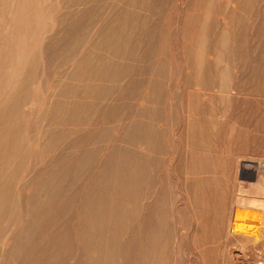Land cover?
Returning <instances> with one entry per match:
<instances>
[{"label": "bare ground", "instance_id": "1", "mask_svg": "<svg viewBox=\"0 0 264 264\" xmlns=\"http://www.w3.org/2000/svg\"><path fill=\"white\" fill-rule=\"evenodd\" d=\"M153 1L154 0H114L113 5H111L110 9V33L101 34L97 38V41H95L91 37L96 44H98L97 42L99 41V39L103 43H110V72L119 76L122 81L121 90L124 93L128 90V86H125V83H127L125 81L133 80L132 78H134L132 76H129V71L132 70V75L135 76L137 73L134 71H138V69L141 67L139 74L141 73L143 65L142 59L147 58L146 54L150 53L148 51L153 48L152 44L156 42H158L157 46L161 45L160 48H163L162 53H164V56L161 55V60L162 62H164V64L162 70L159 71L160 73L155 76V79H151L150 77L148 82L146 81L147 85L143 87L144 89L142 90L143 95L140 93L142 96L140 101L141 107L138 109L140 111V118H137L139 121H135L138 124H132L129 125V128L127 127L128 129L125 132L126 136L124 135L127 139H122L120 137V140L125 141V147L122 153L118 152L117 157H114L116 158L115 163L113 160V164H115L114 168L112 171L110 169L111 172L109 171L110 192H108L110 193V204L107 207L108 215H97V213H94V210L92 213L90 211L92 207H90L89 205L90 203L93 205L96 202L97 196H94L99 193V190H103V187L102 189H100L101 186L99 185L100 183L104 182L102 181L104 176L99 177V180L98 178L97 180H95V177V179L93 178L96 183L94 180V183L93 181L92 183H90L91 185L87 189V195H83V190H80L82 191V193L80 192L81 194H79L83 196L81 197V202L79 203L80 206L79 204L77 205L80 207H78V231L80 242L78 243L81 245V248L79 249H81L83 253H85V255L89 252V250L94 253V248H99L100 254L105 250L103 264H106L105 260L108 257H111L110 255H113L114 253L118 254V256H121V259L117 261V264H224V261L221 260L218 248L221 240L226 239V247H228L227 259L229 260V262H232L233 254L230 250V246L232 245L236 246V248H239V251L241 252L244 259L248 258V252L251 251L254 253L253 260L248 261L246 264H252L253 262L257 263L259 260L264 261V257H262L263 259H261V254L258 251V249L264 251V159L257 161V163L256 160L255 162L247 160L254 159L253 151L251 149H253L252 147H254L255 144L254 139L256 131V119L258 116V112L260 111V107L264 106L263 104H259L258 99L260 96H263L264 98V15H262V13L264 14V0H174V2H172L173 16L171 23V35H168L167 37H162L163 34H159L156 30L157 28L151 29V24L153 26V24L156 23L155 18L151 13V8L149 7V4H151ZM155 1L154 3H156ZM40 3L41 0H1L0 4V12H5V14L7 15V19H4L5 22L2 24L4 28V34L3 36L0 35V164L8 162V167L6 169L4 167L7 163L3 164L4 166H2L3 172L4 170H8L6 171V178L4 177L5 180L3 178L2 182L0 180V220L5 213L11 212L10 208L12 209L13 207V203L10 202V197H8L10 196L11 191L9 192V190H7L9 189V186L7 185L11 184L12 179L13 182L15 181V176L18 170H21L23 172V170L27 169L29 163H31V161L29 160L30 153H32L34 151V147L36 148L37 146H32L30 144V146L26 148L29 152L27 151L26 156L23 155L26 150H24V148H22L21 146H18V142H16L18 134H21L22 132V128L19 124V120L21 118L18 117V113L17 116L12 113V109L16 104L17 106L21 105L17 102L20 101L19 97L27 87L22 84L26 80H22L26 78H24V76H29L26 74H28V70L31 67H29V65L32 52L33 55L35 54V63H37V65L39 63H44L45 60L47 62L49 59V57L48 59H46L47 52L46 50H42V48L41 51H39L40 53H36L35 45L32 43L33 35L41 31L42 29V32H44V28L46 27V25L43 23V20L41 19L43 18V9L41 7L43 2L41 4ZM155 13L157 14V12ZM5 14L3 16H5ZM62 23L64 22L62 21ZM64 26H67L66 22ZM156 26H158V24ZM82 27L84 28V26ZM148 29H151V31ZM162 31H164L165 34V29ZM81 36L83 35L81 34ZM87 41L88 40H86V42ZM89 43L88 45H91V43ZM66 44L67 43H65V45ZM168 44H170V53L169 49H167ZM6 46H8L6 49V53H8L1 56V53ZM100 48L104 49L103 46L101 47V45ZM158 48L156 49L158 50ZM54 50L56 51V49ZM108 50L106 51L105 49L106 53L108 52ZM153 51L155 52V49L151 52ZM96 52H94L95 54L93 53L95 56ZM9 54L13 55L10 59H8L7 57ZM98 57L99 56H97L96 58ZM96 62L99 63L100 61L96 60ZM89 63L91 64V62ZM101 63L104 64L103 62ZM94 65L95 64L93 63V65L91 66V71ZM83 66L84 64L83 62H81L80 67ZM89 67H86V69L89 70ZM107 67L109 66H106V68ZM88 70L86 71L87 73ZM144 70V73H147V69L145 68ZM35 72L36 71H34V73ZM73 72L76 73V71ZM30 73H32V71H30L29 74ZM93 73L94 72H92V75ZM148 74L147 76H149ZM32 75L30 74L29 77L34 80ZM99 75H101V72L99 73ZM120 79H118V81ZM78 81L80 82V79ZM25 84L27 85V83ZM84 84L85 83H83V85ZM70 85L75 86L72 83H70ZM112 87L115 86H111V88ZM117 88L114 89L117 90ZM68 89H66V91H68ZM117 91H119V89ZM86 92H81V94L85 95ZM95 93L97 92H94V94ZM79 94L77 95L80 97L81 94ZM95 96H97V94ZM125 97L128 99L129 96ZM62 100H59V103ZM112 100L114 102L116 99ZM112 100L110 96V104H112ZM53 101L54 100H52L51 102ZM68 101L70 102V100ZM98 102H96V104H98ZM63 103L65 104L66 102ZM91 103L93 105L94 102ZM54 104L55 103H53V106H51V104L49 106L53 109ZM64 104L60 105L65 107ZM100 105L101 104H99V107ZM85 108L86 107L82 109ZM169 111L173 114L174 117V120H172L170 124H168L170 113ZM90 112L93 111H91L90 109ZM90 112H88L89 115L91 114ZM102 112H104V110ZM79 113L81 112L79 111ZM51 115L53 116V114ZM103 115L104 114L102 113V116L99 115V117L103 118ZM123 116L124 115H122V117ZM56 117L53 120H55ZM82 118L84 117L82 116ZM120 119L121 117L119 118V120ZM80 121L82 120L80 119ZM97 122L98 120L96 121V123ZM120 123L121 122H119V124ZM164 126H169L168 136L166 137L164 136V130L166 129L164 128ZM93 128H95L96 131L98 130L96 129L98 127L94 126ZM118 129L119 128L115 130L118 131ZM88 130L89 129H87V131ZM49 132L50 131H48V133ZM87 133L89 134V132ZM121 134L123 135V133ZM79 136H81V134ZM88 136L89 135H86L87 138ZM118 136H116V138ZM51 138L52 137H49L48 141ZM44 139H46V137ZM83 141L84 142L82 143L84 144L85 141H88V139H83ZM166 143H168V145H171L172 147L171 156L168 160H165L162 157L163 155H165V153L167 154V151L165 149ZM86 144L87 143H85V145ZM242 144L243 147H245V151L237 152V148ZM114 145L116 144H113V146ZM45 147L46 146H44V148ZM53 147L54 146H52V148ZM20 148H22V150H20ZM90 149L92 152L93 148L89 147L87 150ZM112 149L114 148L112 147ZM82 150L81 152L85 151ZM114 150H116V146ZM77 151L79 152L80 150ZM115 153H117V151ZM95 154L96 152L94 153V155ZM94 155L91 156V159L92 157L94 158ZM112 156L113 155H111V157ZM100 157H98V159ZM49 158H51V156ZM84 159L86 160L87 158L85 157ZM104 159L105 158L101 159L102 161H99L102 163L104 162ZM243 159H246L245 162L241 161ZM75 160L77 161L78 159L75 158ZM83 160L82 164H80L82 167L79 166V168L85 170L86 167L90 165H88V161L90 160H86L87 162ZM48 162L49 161H47V163ZM79 162L81 163V161ZM34 165H31V167H34ZM54 166L55 165L53 164V169ZM79 168L78 170H80ZM108 169L109 168H107V170ZM50 170H52L51 167L48 171L51 173L52 171ZM95 170L97 171V169ZM44 171L46 172V170ZM91 171L92 170L88 172ZM233 171H235V173L238 174L240 178L244 179L247 182L245 191L240 185H237L236 187L233 186L232 189L229 188L226 177ZM36 172L37 171H35V173ZM60 172L58 174H60ZM102 172L105 174L104 171ZM93 173L95 175V172ZM9 174H11L10 177H12V179H8L6 181ZM98 174H100V172ZM54 175L57 176L56 173ZM37 176H40V186H38V188H43L44 186H41V181L45 180L47 176L45 175V178L42 180L41 176L43 177V175L39 174ZM55 176L52 177L56 178ZM61 176L58 177H60L62 180L64 178V175L62 177ZM81 176L83 177L84 175ZM56 179L57 180L54 179V181H52L54 183H56L55 181H57L56 184L58 185V182L61 181H58V178ZM90 179L92 180V176ZM38 180H36L35 182L36 186L39 183L37 182ZM88 180L89 179H87V181ZM87 183L88 182H86V184ZM62 184L63 182H61V186ZM57 185L55 187L56 189L58 187ZM22 186H24V184L20 186L21 189H23ZM51 186L54 187V185L50 184V187ZM38 188H35V192L37 190L36 194H38V192L40 193V191L42 190L41 189L38 191ZM236 188L237 191H244L245 194H238L237 191L235 192ZM33 189L31 190L34 191ZM49 190H53V196H55L56 194L59 195V193H61L60 191H54V188L52 190ZM84 190L86 189L84 188ZM28 191L29 194L33 195L30 190ZM44 192H48V190ZM54 192H56V194ZM22 194H24V192ZM18 195H16V197ZM21 195H19V198L21 197ZM47 195H45L44 197L41 196L42 201H45L44 198L47 197ZM49 195L52 196L51 192ZM24 196L26 197V195ZM59 196L62 197V194ZM36 197L38 198L37 195ZM21 199L22 198H20V200ZM55 199L57 200L58 198ZM51 200L52 199H50V202H53ZM35 202L34 204L36 205L38 200ZM57 203V205H60L59 201H57ZM23 204L21 208L23 207ZM54 205L56 204H53V206ZM36 207L37 210L41 211V208L38 209V207L40 206ZM41 207H43V205ZM23 208H25V204ZM34 208L35 207H33V209ZM16 209L13 214H15ZM34 210H32V213ZM42 210L44 212L43 208ZM39 211L38 214H41L42 212L39 213ZM20 212L21 214H24L21 215V218L22 216L24 218L21 219L20 223L18 224V228L20 229V227H22L24 229L28 228V226H30L31 224H34L30 226L32 231L33 226H36L35 224H37L38 222H36L35 220L36 223H34V220L32 219V223L30 221L31 217H29V214L25 216V211ZM77 213L78 212L76 211L75 215H77ZM13 214L11 213V216ZM28 217L30 218V220H28ZM32 218L35 217L32 216ZM39 218H41V216H38V218L36 217L35 219H38L39 221ZM18 219L15 221L16 223ZM41 219H44V217ZM45 219L47 218L45 217ZM5 220H7V218ZM29 221L31 222L30 225ZM14 224L12 223V225ZM43 224L42 226H45ZM9 225H7V227ZM38 225H40V223ZM15 226L16 225H14V227ZM96 226L100 228L101 226H105L104 230L106 232L97 235L95 233ZM11 228L13 229V227ZM23 229L21 230L23 231ZM28 229L27 232L29 231ZM7 231L8 230H6V232ZM75 231L76 230H74V233H76ZM33 232L31 234H33ZM35 232L37 233V231ZM16 234L17 232L15 233V235ZM71 234L72 233L70 232L69 235L65 234L66 236H68V240L69 238H71ZM55 235L57 234L55 233ZM62 236H59L60 239L56 237L58 239V245H60L61 248L62 245L60 243L62 241H60L59 243V240H62ZM4 237L6 239L7 234ZM34 238L36 239V236ZM37 238L40 239L39 237ZM49 238L51 239V237ZM27 240L28 239H26L25 243L23 241L20 242L21 244L23 242V245H27L26 242L29 241ZM53 240L51 239V242ZM10 241L9 243H12ZM46 242L47 241L45 240L44 244H46ZM38 244L40 245V243ZM52 244L50 243L51 246ZM79 244L76 243L75 245L78 246ZM109 244L110 249L108 252ZM49 247L50 246H48V248ZM79 249L75 250V253L76 251H79ZM44 250L50 251V249ZM46 251L43 252L46 253ZM25 252H22V254H25ZM53 254L54 253H52V256ZM64 254H66V252ZM27 256H29V254ZM49 256L50 255L48 254V257ZM83 256L84 255L81 254V257ZM2 257L3 256H1V258ZM27 258L28 257H26V259ZM76 258H78L79 262L80 253L79 255H76ZM64 260L59 261H63L65 263ZM50 261L51 260H49V262ZM108 261L110 262V260ZM53 262H51V264ZM94 264H96V261L94 262ZM231 264L235 263L232 262Z\"/></svg>", "mask_w": 264, "mask_h": 264}, {"label": "rangeland", "instance_id": "2", "mask_svg": "<svg viewBox=\"0 0 264 264\" xmlns=\"http://www.w3.org/2000/svg\"><path fill=\"white\" fill-rule=\"evenodd\" d=\"M113 1L114 0H71V1L70 0H67V1L66 0H41V3L43 2L41 7L43 9V18H44V19L43 18H41V19L43 20V23L46 25V27L44 28V32H42L43 31V29H42L41 31H39L35 35H33L32 43L35 45L36 53H40L39 51H41V48H42V50H44V51L46 50V52H47L46 59H48V57H49V59L47 62L45 60L46 63L45 62L42 64L39 63L37 65V63H35V56H34L35 54L33 55V52H32V54H31V60L32 61L30 60L29 67L31 66L33 69L30 67L28 71L29 72L32 71V73H30V74L31 75L33 74L32 76H33L34 80H32V78L29 77L30 76L29 72H28V74H26L29 76H24V78L25 77L26 78L23 79L22 81H25V80L26 81L23 82L22 84L27 86V87L24 90V92L21 93L23 98L20 95V97H19L20 101L17 100V101H19L17 103H20L21 105L17 106V104H16L15 107L12 109V113H14L16 116L18 113V117L21 118L19 120V124L22 128V132H21V134H18V137L16 138L17 139L16 142H18L17 143L18 146H21L22 148H24V150H26L23 155L24 156L27 155L28 149H26V148H28L30 146V144L32 146H36V145L37 146H36V148L34 147V151L32 153H30V156H29V160L31 161V163H33V162L34 163L33 164L29 163L27 169L23 170V172L21 170H18L19 173L17 172V174H16L17 177L15 176V181H16V182L14 181L15 184L13 182L12 177H10L11 174H9L7 176V179H6V181L8 179L9 180L12 179L11 184L7 185V186H9L8 187L9 189H7V190H9V192L11 191L10 192L11 194L8 197H10V199H11L10 202L13 203V207H12L13 210L10 208L11 212H8L9 214L5 213L4 216L0 220L1 221L0 224H2V225H0L1 226L0 232L3 229L2 232L0 233V235H1V237H0V260H1L0 264H51V262H53V261L57 262V260H58L57 263L53 262L52 264H66V263L67 264H78V263L79 264H81V263L82 264H86V263L87 264H94L95 261H96V264L97 263L103 264L105 250L100 254V249L94 248L93 252L95 253V255H94V253H92L91 250H89V252L85 255V253H83V251L81 249H79V248H81V245L79 244L80 242H79V231H78V229H79L78 228L79 227V218H78L79 217V209H78V207L80 206L79 203L81 202V197L85 194L86 195L88 194L87 189L90 187V185H91L90 183H92V181L95 178H96L95 180H97V178L99 180V177L104 176L102 181H104L105 183L102 182L99 185V186H101L100 189H102V187H103V190H99V193H97V195L94 196V197L97 196L96 202L93 205L91 203L89 205H90V207H92V209L90 210L92 213L94 210V213H97V215L98 214H100V215L103 214L105 216L108 215L107 207L110 204V200H109L110 199V193H109L110 192V190H109L110 189V177L109 176H110V172L113 170L114 165H115V164H113V160H114V163L116 160V158H114V157L115 156L117 157L118 152L122 153L123 149L125 147V145H124L125 141L120 140V137L122 139H127L125 137L126 136L125 132L130 127L129 125H132V124L137 125L138 124L135 121H139L138 119L140 118V111L138 109L141 107L140 101H141V97H142L141 96L142 90L144 89L143 87H145L147 85V82L150 79V77H151V79H155V76H157L160 73L159 71L162 70L163 64H164V62H162V60H161V55L164 54V53H162L163 48H160L161 45L157 46L158 42H156V43L152 44L153 48L151 47L152 49H150V51H148L150 53L146 54L147 58L142 59L143 65L145 63L146 64L144 66L142 65L141 73L139 74L141 67L138 69V71H136V70L134 71L137 73L135 76L132 75V70L129 71L130 77L132 76L135 79L138 76L139 77L136 80L134 78H132L133 80L125 81V82H127V83H125V86L126 85L128 86L127 87L128 90L126 89L127 91L125 93L121 90V82H122L121 79L119 78L118 75L110 72V62H109L110 61V55H109L110 54V43H107V44L105 42L103 43L100 39L97 42L98 44L95 43V41H97V38L101 34H103V33L109 34L110 33V31H109L110 30V9H111V5H113ZM154 1L151 3L152 6L154 4L153 8H152L151 4H149V7L151 8V13L153 14V17L155 18V22H156V23H154L155 25L153 24V26L151 24V27H152L151 29L157 28L156 29L157 32L159 34H163L162 37H164V36L167 37L168 35L170 36L171 35L172 16H173L172 15V5H173L172 2H174V0H157L158 2L155 1L156 3H154ZM258 1H261V0H258ZM0 4H1V0H0ZM155 12H157L158 15ZM3 13L5 14V12H3ZM3 13L0 12V35L1 36H3V34H4V28H3L2 24L5 22L4 19H7V15L5 14V16H3L4 15ZM262 15H264V14L262 13ZM62 21L64 23H62ZM65 22L67 23L66 27L64 26ZM157 24L159 27L156 26ZM61 25H63V26H61ZM82 26H84V28ZM101 26H102V28H101ZM47 29H49V30H47ZM99 29H100V31H99ZM151 29H148V30L151 31ZM164 29H165L166 35L164 34V31H162ZM41 32L43 35L41 34ZM81 34L83 36H81ZM91 37L95 41L92 40ZM86 40H88V41L86 42ZM89 42L91 43V45H88ZM65 43H67V44L65 45ZM82 43H84V44H82ZM85 43H87V44H85ZM100 45H101V47L103 46L104 49L100 48ZM8 46H6L3 49L1 56L6 55L8 53V52L6 53V49ZM57 48H58V50H57ZM156 48H158V50ZM54 49H56V51ZM105 49H106V51L109 49L107 52L108 55H107ZM154 49H155V52L154 51L151 52ZM167 49H169V53H170V44H168ZM51 50H53L54 52ZM96 50H97V52H96ZM156 50H157V52H156ZM84 51H85V53H84ZM94 52H96V56L94 55L95 54ZM98 52H99V54H98ZM51 53H52V55H51ZM91 54H92V56H91ZM12 56H13L12 54H9L7 57H8V59H10ZM97 56H99L98 58L100 60L98 58H96ZM150 56H151V58H150ZM78 57L79 58L81 57V58L79 59ZM93 58H95V59H93ZM96 60L100 61L99 63L102 66L98 62H96ZM81 62H83V64H84L83 67H80ZM89 62H91V64ZM101 62H103L104 64L106 63V64L104 65ZM142 62H141V64H142ZM93 63L95 65L93 66V69L91 71V68H92L91 66L93 65ZM98 65H100V66H98ZM85 66L87 68L89 67L90 71L88 69H86ZM106 66H109V67L106 68ZM101 67H103V68H101ZM145 68L147 69L146 70L147 73H144ZM77 69L80 71H78ZM149 69H150V71H149ZM87 70H88V73L86 72ZM34 71H36V72L34 73ZM73 71H76V73ZM72 72H73V74H72ZM92 72H94L93 75H92ZM100 72H101V75H99ZM86 74H87V76H86ZM147 74L149 76H147ZM150 74H151V76H150ZM70 76H72L73 79ZM27 77H29L30 79ZM80 77H82V78H80ZM143 77H145V78H143ZM77 79L78 80L80 79V82ZM85 79L87 80V82ZM102 79H103V82H102ZM118 79H120V80L118 81ZM91 80L93 83L91 82ZM131 81L134 83H132ZM137 81H138V84H137ZM82 82L85 84L83 85ZM25 83H27V85ZM70 83L74 84L76 86V88H75V86L70 85ZM116 83H118V84H116ZM131 84H133V85H131ZM82 85H83V87H82ZM90 86H91V88H90ZM111 86H115V87L111 88ZM117 86H118V88H117ZM123 86H124V84H123ZM81 88H83V89H81ZM114 88H117V90L119 89V91H117ZM130 88H132V89H130ZM66 89H68V91H66ZM98 89H99V92H98ZM86 90H87V92H86ZM69 91H70V93H69ZM79 92H80V94H81V92L82 93L86 92V94L80 95ZM94 92H97V93L94 94ZM77 94H79L80 97ZM96 94L99 98L97 96H95ZM93 95H94V98H93ZM89 96H90V98H89ZM110 96H111V100L116 99L114 102H113V100L111 101L112 104H110ZM112 96H114V97H112ZM125 96H127V97L129 96L128 99ZM77 98H78V100H77ZM96 98H98V99H96ZM258 99H259V104L264 105L263 96H260ZM52 100H54V101L51 102ZM59 100H62L61 101L62 103L61 102L59 103ZM68 100H70V102ZM96 100H98L99 102ZM63 102H66L67 104L66 103L64 104ZM91 102H94L93 105ZM96 102H98V104H96ZM53 103H55L54 107H53L54 110L49 106L50 104H51V106H53ZM102 103H103V105H102ZM27 104H28V106H27ZM60 104H64L65 107L61 106ZM99 104H101L100 107L101 106H103V107L100 108ZM87 106L88 107L90 106L91 108L90 107L89 108L93 112H90V109ZM94 106H96V107H94ZM115 106H116V108H115ZM61 107H63V108H61ZM84 107H86V108L82 109ZM112 108H114V109H112ZM103 110H104V112H102ZM54 111H56V112H54ZM79 111L81 113H79ZM86 111L90 112L91 114L89 115V113ZM102 113L104 114L103 118L99 117V115L102 116ZM49 114L50 115L53 114V116L51 115L52 116L51 117ZM76 114H77V116H76ZM81 114H83V115H81ZM122 115H124V116L122 117ZM62 116H64V117H62ZM82 116L84 118H82ZM46 117H49V118H46ZM55 117H56V119L53 120ZM120 117H121V119H120L121 121L119 120ZM60 118H61V120H60ZM99 118H100V120H99ZM117 118H118V120H117ZM173 118H174L173 114L170 112L168 124H170L172 122V120H174ZM80 119L82 121H80ZM24 120H25V122H24ZM46 120H47V122H46ZM97 120H98V122L96 123ZM129 121H131V122H129ZM119 122H121L122 124L121 123L119 124ZM132 122H134V123H132ZM123 123H124V125H123ZM95 124H97V125H95ZM85 125L88 127H86ZM94 126L98 127V128H96V129H98L97 131L95 130V128H93ZM52 128H54V129H52ZM82 128L84 129V132H83ZM117 128H119L118 131H121V132H118L117 130H115ZM124 128H125V131H124ZM164 128H166L164 130V136L166 137V136H168L169 126L168 127L164 126ZM25 129H27V130H25ZM87 129H89L91 131H89V130L87 131ZM48 131H50V132L48 133ZM87 132H89V134ZM47 133H48V136H47ZM121 133H123V135ZM80 134H81V136H79ZM86 135H89L88 138L86 137ZM115 135L116 136L119 135L118 136L119 138L117 137L119 139V141ZM45 137H46V139H44ZM49 137H52V138L48 141ZM80 137L81 138L84 137V138L81 139ZM89 137H90V139H89ZM83 139H85V140L88 139V141H85V143H87L86 145H88V146H86L85 143L84 144L82 143V142H84ZM121 141L123 142V144ZM51 142L54 144H52ZM81 143H82V145H81ZM254 143H255L254 147H252L253 149H251L253 151L254 159L253 160L247 159V158L246 159L250 160L252 162H255V160H256V163H257V161L264 159V106L260 107V111L258 112V116L256 119V131H255ZM113 144H116V145L113 146ZM50 145H51V147H50ZM83 145H85L86 147ZM166 145H167V147H166ZM166 145H165V149L167 151V154L165 153V155H163L162 157H163V159L168 160L171 156L172 147H171V145H168V143H166ZM38 146H41V147H38ZM44 146H46L47 148L46 147L44 148ZM52 146H54V147L52 148ZM80 146H81V149H80ZM115 146H116V150H114ZM239 146L240 147L237 148V152L245 151V147H243V144L239 145ZM84 147H85V149H84ZM89 147L93 148L94 151H93V149H92V152H91V149L87 150ZM112 147L114 149H112ZM22 148H20V150H22ZM50 148H52L53 150ZM45 149L46 150L48 149V150L46 151ZM35 150H36V152H35ZM77 150H80V151L78 152ZM81 150L82 151L85 150V151L81 152ZM111 150L114 152H112ZM37 151H39V152H37ZM116 151H117V153H115ZM252 151H251V153H252ZM85 152L86 153L88 152V153L86 154ZM95 152H96V154L94 155ZM36 154H38V155H36ZM48 154H49V156H48ZM78 155H79V157H78ZM92 155H94V158L92 157V159H91ZM96 155H97V157H96ZM111 155H113V156L111 157ZM50 156H51V158H49ZM43 157H44V159H43ZM85 157L87 158L86 159L87 161L90 160V161H88L89 162L88 165L89 164L90 165L89 166L87 165L88 167H86V169L83 170L82 168L80 169L79 166L82 167L80 164H82V160ZM98 157H100V158L98 159ZM32 158L34 161L32 160ZM75 158H77L78 160L76 161ZM103 158H105L103 160L104 162L101 163L99 160H101ZM246 159H243L241 161L245 162ZM45 160H46V162H45ZM47 161H49L48 162L49 164L47 163ZM79 161H81V163ZM77 162L79 165L77 164ZM91 162L93 165L91 164ZM5 163H7L6 166L4 167L6 169L8 167L7 166L8 162H4V163L0 164V180H1V182H2V179L6 176V171H8V170H4V172H3L2 166H4L3 164H5ZM43 163H45V164H43ZM53 164L55 165L54 169H53ZM98 164H99V166H98ZM31 165L32 166L34 165V167H31ZM50 167L52 169V170H50V171H52L51 173L48 172ZM105 167H106L107 172L105 171ZM56 168H57V170H56ZM78 168L80 170H78ZM87 168H88V170H87ZM107 168H109V169L107 170ZM43 169L46 170V172ZM95 169H97L98 172ZM110 169H111V171H110ZM41 170H42V172L44 171L43 172L44 174L41 172ZM90 170L95 172V175L92 171H91L92 173L88 172ZM35 171H37V172L35 173ZM58 171L59 172L61 171L60 174H58L59 173ZM77 171H79L80 174ZM102 171H104L105 174ZM31 172L33 175L31 174ZM99 172H100V174H98ZM2 173H3V175H2ZM24 173H26V174H24ZM55 173H56V175L57 174L58 175L55 176L54 175ZM39 174L43 175V177L41 176V180L45 178V175L48 177V178L47 177L45 178V180H47V181H45V180L41 181V183H42L41 186L42 187L44 186L43 188H41V187L38 188V186H40L39 185L40 184V182H39L40 176L38 177L37 175H39ZM87 174H89V175H87ZM61 175L62 176L64 175L63 176L65 178V179L63 178L64 181H63V179L61 180V178L58 177ZM81 175H84V176L82 177ZM35 176H37V177H35ZM52 176L53 177L55 176L56 178H58V181L63 182L62 186H61V182H58V185L56 184L57 181H55L56 183H54L53 182L54 179L55 180H57V179L53 178ZM91 176H92V180L90 179ZM5 178H4V180H5ZM49 178H51V179H49ZM83 178H85V179H83ZM87 179H89V180L87 181ZM19 180H21V181H19ZM31 180H33V181H31ZM36 180H38L37 182H39L37 184V186L35 183ZM226 180H227V183H228L230 189H232L233 186L236 187L237 185H240L244 189V191L246 190L247 182L244 179L240 178V176L238 174H236L235 171H233L230 175H228L226 177ZM94 181H93V183H94ZM31 182H34V183H31ZM86 182H88L89 185H88V183L86 184ZM29 183H31V184H29ZM95 183H96V181H95ZM22 184H24V186H22L23 189L20 188V186ZM50 184L54 185V187L51 186L52 187L51 188ZM55 184L58 186L57 189L55 188L56 187ZM26 185H28V186H26ZM102 185H104V186H102ZM25 186H26V188H25ZM33 186H34V189H33ZM10 188H11V190H10ZM30 188L33 189L34 191H32ZM35 188L36 189L38 188V191L42 189L40 191V193L38 192L39 195L36 194L37 190L35 192ZM53 188H54V191H56V192L60 191L61 193H59V195L62 194V197H60L58 194H56V192H54L56 195L53 196L52 195L53 194V190H52ZM58 188H59V190H58ZM84 188L86 190H84ZM20 189L22 190V192ZM49 189H51L52 191H50ZM28 190H30V192L33 193V195L29 194ZM46 190H48V192H44ZM80 190H83V195H80L82 193V191H80ZM230 191H232V190H230ZM236 191H237V188H236L235 192ZM244 191L242 192L239 190V191H237V193L238 194H245ZM13 192H14V194H13ZM23 192H24V194H22ZM34 192H35V195H34ZM50 192H51L52 196L49 195ZM18 193H19V195L22 194L20 197V198H22L21 200L19 198ZM16 195H18V196L16 197ZM24 195H26V197ZM36 195L38 196V198L36 197ZM45 195H47V197H45L46 199L44 198L45 201H42L41 196L44 197ZM54 197L61 199V200H58V199L56 200ZM78 197H80V198H78ZM31 198H32V203H31ZM33 198H35V199H33ZM47 198H49V199H47ZM53 198L55 199V201ZM62 198H63V200H62ZM17 199H19V200H17ZM50 199H52L51 201H53V202H50ZM14 200H15V202H14ZM25 200H27V201H25ZM37 200H38V202L35 205L34 202ZM94 200H95V198H94ZM47 201L50 203V205ZM57 201H59L60 205H57L58 204ZM60 201H62V202H60ZM17 202H18V204H17ZM23 202L25 204V208H23L24 207ZM22 204H23V207L21 208ZM33 204H34V206H33ZM53 204H56V205L53 206ZM78 204H79V206H77ZM101 204H102V206H101ZM42 205H43V207H41ZM36 206H40V207H38V209L41 208V211L37 210ZM33 207H35L34 208L35 210L33 209ZM42 208L44 209V212H43ZM15 209H16V212H18V211L24 212L25 211V213H26L25 216L27 214H29V217H31V220L29 217H28V220H30L31 222L34 220L33 221L34 223L38 222L35 225L40 227V228L33 226V228H32L33 230L31 231L30 226H32L34 224H31V222L29 221V225L31 224L30 226H28L29 229L28 228L23 229L22 227H20V229H19L18 224L20 223L21 219L24 218L23 216L21 218V215H24V214H21V212H20V214H19V212L18 213L15 212V214H13ZM21 209H23V210H21ZM25 209H27V210H25ZM31 209L34 210L33 213H32ZM38 211H39V213L42 212L41 213L42 215L38 214ZM76 211L78 212L77 215H75ZM11 213L13 214L12 216H11ZM35 214H36V216H35ZM18 215H20V216H18ZM32 216L35 218L36 217L38 218V216L39 217L41 216V218L44 217V219H45V217H46L47 219L44 220V219L39 218V221L41 219V221L39 222L38 219L32 218ZM11 217L13 220L11 219ZM18 217H19V219H18ZM6 218H7V220H5ZM73 218H74V220H73ZM77 218H78V220H77ZM8 219H9V221L10 220H12V221L9 222ZM17 219H18V221L16 223L15 221ZM35 220H36V222H35ZM42 220H44V221H42ZM7 222L9 224L10 223L11 224L9 225ZM12 223L13 224L15 223L14 225H16V226L14 227V225H12ZM39 223H40V225H38ZM41 223L45 226H42ZM7 225H9V226L7 227ZM3 226H5V227H3ZM11 227H13V229ZM37 228H38V230H37ZM5 229L8 231L6 232ZM15 229H16V231H15ZM21 229H23V231ZM27 229L30 231V233H29V231L27 232ZM104 229H105V226L104 227L101 226V228L96 226L95 227V233L97 235H100L101 233L106 232ZM74 230H76L75 231L76 233H74ZM35 231H37V233ZM4 232H5V234H4ZM16 232H17V234L15 235ZM32 232H33V234H31ZM69 232L72 233L71 238H73L74 236L76 238L75 237L73 239L69 238V240H68V236H66V235L67 234L69 235ZM43 233H44V235H43ZM55 233L57 235H55ZM6 234H7V237L5 239L4 236H6ZM23 234H24V236H23ZM74 234H76V235H74ZM20 235H22V236H20ZM26 235H29V236H26ZM58 235L60 237L63 235L62 240H59V243H60V241L63 242V243L62 242L60 243L62 245V248L60 247V245H58V239H60V237ZM35 236H36V239L34 238ZM37 237H39L40 239H38ZM49 237H51V239L52 240L54 239V240L51 242V239ZM56 237H58V239ZM26 239L29 240V241L27 240L28 242H26L27 245L29 244L28 246L25 244L23 245V242L25 243ZM44 239L47 241L46 244H44L45 243ZM9 241L12 243H9ZM20 241H23L22 244ZM66 241H67V243H66ZM109 241H110V239H109ZM2 242H5V243H2ZM70 242H71V244H70ZM38 243H40V245ZM50 243L51 244L55 243V244H52V246H51ZM56 243L58 246L56 245ZM76 243L79 245L78 246L75 245ZM41 244H42V246H41ZM48 246H50L51 248L50 247L48 248ZM55 246H57L58 248ZM74 246L76 249L74 248ZM42 247H43V249H42ZM54 247L56 250L54 249ZM27 248H28V250H27ZM63 248H64V250H63ZM44 249H48V250L50 249V251H46ZM77 249H79L80 252L76 251V253H77L76 254L75 250H77ZM109 249H110V244L108 245V252H109ZM218 249H219V254L221 256V260L224 261V264H231L232 262L235 264H240V263L246 264L248 261H252L253 257H254V253L250 251V252H248L249 256L247 255L248 256V258H246L247 260L244 259L242 257L241 252L239 251V248L238 247L236 248V246L232 245V246H230V250L232 251V254H233L232 255V262H229V260L227 259L228 247H226V239L221 240V243H220ZM25 250H26V252H25ZM29 251H30V253H29ZM43 251L44 252L46 251L47 255ZM258 251L261 254L260 255L261 259H263L262 257H264V251L261 249H258ZM22 252L23 253L25 252V254H22ZM36 252H38V253H36ZM63 252L64 253L66 252V254H64ZM52 253H54L53 256H52ZM79 253H80V259L78 262L79 256H78V258H76V255H79ZM28 254H29V256H27ZM48 254L50 255L49 257H48ZM57 254H58V256H57ZM73 254H74V256H73ZM81 254H83L84 256L81 257ZM43 255H44V258H43ZM59 255H60V257H59ZM65 255H67V256H65ZM93 255H94V257H93ZM1 256H3V257L1 258ZM33 256H34V258H33ZM110 256L111 257H108L105 260L106 264H108V263L109 264H117L118 263L117 261H119V259H121L120 258L121 256H118V254H115V253L113 255H110ZM26 257H28V258L26 259ZM3 259H4V261H3ZM49 260H51V261L49 262ZM59 260H64L65 263L63 261H59ZM108 260H110V262ZM59 262H61V263H59ZM83 262H85V263H83ZM252 264H264V261L259 260L257 263L253 262Z\"/></svg>", "mask_w": 264, "mask_h": 264}]
</instances>
